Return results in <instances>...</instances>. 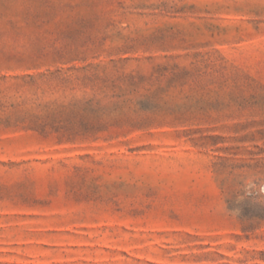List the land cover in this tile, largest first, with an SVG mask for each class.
Segmentation results:
<instances>
[{"label":"rangeland","instance_id":"obj_1","mask_svg":"<svg viewBox=\"0 0 264 264\" xmlns=\"http://www.w3.org/2000/svg\"><path fill=\"white\" fill-rule=\"evenodd\" d=\"M262 184L264 0H0V264H264Z\"/></svg>","mask_w":264,"mask_h":264},{"label":"clouds","instance_id":"obj_2","mask_svg":"<svg viewBox=\"0 0 264 264\" xmlns=\"http://www.w3.org/2000/svg\"><path fill=\"white\" fill-rule=\"evenodd\" d=\"M258 193H259V196H258V202H264V201H261L259 199V197H264V184L260 185L259 186V189H258ZM235 215H238L239 214V209H235L232 211Z\"/></svg>","mask_w":264,"mask_h":264}]
</instances>
